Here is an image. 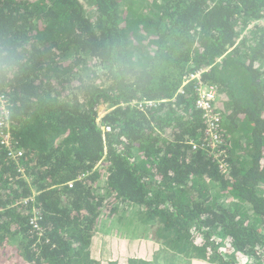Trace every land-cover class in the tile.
<instances>
[{
    "label": "trees",
    "instance_id": "trees-1",
    "mask_svg": "<svg viewBox=\"0 0 264 264\" xmlns=\"http://www.w3.org/2000/svg\"><path fill=\"white\" fill-rule=\"evenodd\" d=\"M88 2L0 0L16 61L0 91L23 152L0 143V264H101L93 237L120 210L167 252L129 264H264V0ZM200 70L227 171L199 147V81L180 91Z\"/></svg>",
    "mask_w": 264,
    "mask_h": 264
},
{
    "label": "built area",
    "instance_id": "built-area-1",
    "mask_svg": "<svg viewBox=\"0 0 264 264\" xmlns=\"http://www.w3.org/2000/svg\"><path fill=\"white\" fill-rule=\"evenodd\" d=\"M202 70L191 73L188 76H185L183 84L181 85L180 91L183 92V87L191 80L197 79L199 81V86L197 88V100L196 106L203 113V117L206 125V137L205 142L201 144L199 147L208 151L210 155L215 159L221 170H228V162L226 160L227 151L225 148V140L222 135V122H223V114L217 108L216 102L219 100V91L218 87L215 84L204 83L201 80ZM133 104L139 105L143 107L144 105H152L153 101L147 100H134ZM107 108V107H106ZM104 115L100 113V117ZM10 108L8 99L6 96L0 91V143L4 145L9 152V155L14 157L16 155H22L23 152L21 150L18 151L17 148L13 146L12 137H11V124H10ZM105 130L106 127L102 126ZM110 130L109 127H107ZM191 144L194 148L198 147V142L195 140L191 141ZM71 185V184H70ZM32 223L35 227L39 228L37 223L36 216L33 218Z\"/></svg>",
    "mask_w": 264,
    "mask_h": 264
},
{
    "label": "crops",
    "instance_id": "crops-1",
    "mask_svg": "<svg viewBox=\"0 0 264 264\" xmlns=\"http://www.w3.org/2000/svg\"><path fill=\"white\" fill-rule=\"evenodd\" d=\"M129 219L130 217H127V219L123 217L120 210L114 218L105 216V219L103 221H100V229L97 230L95 235L100 231H103L105 232L104 234L108 235L106 238H103L99 242V245H94V238L96 237L94 235L91 251L92 255L96 259L101 261V264H119L120 262L124 264L125 260H127L126 262L127 264H129V258L133 257L152 260L156 253H158L159 251L162 252L164 250V248L159 243L151 240L147 236L144 228L142 229V231H138L140 222L137 224H133L129 222ZM111 226L114 228V230H116L118 226V233H121L123 231L122 227H126L128 233L133 235L134 239H139L138 244L135 243L133 246H130L129 248L124 250V247L128 244L119 241L118 237H116L118 236L117 233L110 229ZM145 246H147L148 248H145Z\"/></svg>",
    "mask_w": 264,
    "mask_h": 264
},
{
    "label": "rangeland",
    "instance_id": "rangeland-1",
    "mask_svg": "<svg viewBox=\"0 0 264 264\" xmlns=\"http://www.w3.org/2000/svg\"><path fill=\"white\" fill-rule=\"evenodd\" d=\"M84 4H85V6H86V9L88 10V12L90 13V14H92L93 12V10H94V8H93V6L88 2V0H81ZM106 110H107V108H106V105H102L101 106V108H100V113H105L106 112ZM101 184H102V187H100V188H105L106 187V182H105V180H102L101 181ZM105 216L106 215H102V217H101V219H104L105 218ZM100 225H101V223H100ZM100 225H99V227H100ZM123 228V231L121 232V233H118V226H117V228H116V230H114V228L111 226V230L112 231H115L116 233H117V235L118 236H116V237H118V239H119V241H121V242H123V243H126V244H128V245H126L125 247H124V250H126L127 248H129L130 246H133L135 243L136 244H138V242H139V239H134V236L133 235H131V234H129L128 233V231H127V228L126 227H122ZM98 230V229H97ZM97 230H96V232H97ZM104 230H106V229H104ZM135 231V230H134ZM105 232H103V231H100L99 233H97L95 236V238H94V245H99V242L103 239V238H106L107 237V235L108 234H104ZM139 233V232H138ZM113 237H115V236H113ZM104 244H105V241H104ZM145 248H148L147 246H145ZM164 251V250H163ZM167 252L166 251H164V254H166ZM164 256V255H163ZM166 256V255H165ZM165 256H164V258H163V261H164V259H165ZM166 259L167 260H165L166 262H169V264L171 263V261L174 259V256H166ZM11 260V259H10ZM124 261V260H123ZM127 260H125L124 261V264H127V262H126ZM11 262H13L12 260H11ZM17 262H19V261H17ZM173 263V262H172ZM175 263H177V264H200V263H195V262H191V263H189L187 260H185V258H179L178 260H177V262H175ZM119 264H123L122 262H120ZM252 264H256V261L253 259L252 260Z\"/></svg>",
    "mask_w": 264,
    "mask_h": 264
},
{
    "label": "clouds",
    "instance_id": "clouds-1",
    "mask_svg": "<svg viewBox=\"0 0 264 264\" xmlns=\"http://www.w3.org/2000/svg\"><path fill=\"white\" fill-rule=\"evenodd\" d=\"M15 63V56L11 51H0V74L14 75Z\"/></svg>",
    "mask_w": 264,
    "mask_h": 264
}]
</instances>
